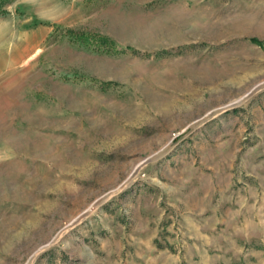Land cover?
<instances>
[{"label":"rangeland","instance_id":"1","mask_svg":"<svg viewBox=\"0 0 264 264\" xmlns=\"http://www.w3.org/2000/svg\"><path fill=\"white\" fill-rule=\"evenodd\" d=\"M0 264H264V0L1 3Z\"/></svg>","mask_w":264,"mask_h":264},{"label":"trees","instance_id":"2","mask_svg":"<svg viewBox=\"0 0 264 264\" xmlns=\"http://www.w3.org/2000/svg\"><path fill=\"white\" fill-rule=\"evenodd\" d=\"M4 1H8V0H0V4L3 3Z\"/></svg>","mask_w":264,"mask_h":264}]
</instances>
